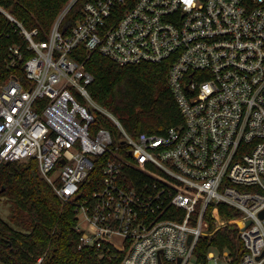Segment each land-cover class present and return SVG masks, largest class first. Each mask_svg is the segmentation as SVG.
<instances>
[{"label": "built area", "instance_id": "built-area-1", "mask_svg": "<svg viewBox=\"0 0 264 264\" xmlns=\"http://www.w3.org/2000/svg\"><path fill=\"white\" fill-rule=\"evenodd\" d=\"M76 1L43 39L0 5L27 41L9 47L13 72L0 78V166L37 159L74 205L80 248L120 264H188L230 221L245 249L237 264H264V0H90L72 23ZM95 52L169 64L182 122L129 132L89 92ZM96 111L113 127L93 130ZM220 203L242 216L223 219ZM207 259L235 264L213 247Z\"/></svg>", "mask_w": 264, "mask_h": 264}, {"label": "trees", "instance_id": "trees-1", "mask_svg": "<svg viewBox=\"0 0 264 264\" xmlns=\"http://www.w3.org/2000/svg\"><path fill=\"white\" fill-rule=\"evenodd\" d=\"M71 0H0L28 30L38 28L37 39L46 38L55 18ZM90 0H77L67 14L74 23L83 16ZM27 41L17 25L0 12V78L12 74L7 69L9 47ZM94 75L89 85L92 98L112 112L132 134L163 132L183 120L169 83V64L121 65L99 52L86 61ZM93 130L113 127L103 112L94 113ZM0 197L10 204V219L0 216V260L6 264H120L121 255L101 253L94 247L80 248V233L74 205L64 202L41 174L37 159L5 162L0 166ZM227 220L242 216L234 206L220 203ZM215 247L228 250L237 264L244 253L239 226L229 223L213 236L201 238L194 254L207 264V253Z\"/></svg>", "mask_w": 264, "mask_h": 264}, {"label": "rangeland", "instance_id": "rangeland-1", "mask_svg": "<svg viewBox=\"0 0 264 264\" xmlns=\"http://www.w3.org/2000/svg\"><path fill=\"white\" fill-rule=\"evenodd\" d=\"M10 213H11L10 212V204L3 197H0V216L6 220H9L10 219ZM222 218L225 219L224 217H222ZM225 220H227V219H225ZM228 223H236L237 224V221H230ZM213 249L215 250L216 254L219 255L221 253L215 247H213ZM196 261H197L196 259L192 258L188 264H196ZM219 263L220 264H228L223 260L220 261Z\"/></svg>", "mask_w": 264, "mask_h": 264}, {"label": "water", "instance_id": "water-1", "mask_svg": "<svg viewBox=\"0 0 264 264\" xmlns=\"http://www.w3.org/2000/svg\"><path fill=\"white\" fill-rule=\"evenodd\" d=\"M249 223V222H248Z\"/></svg>", "mask_w": 264, "mask_h": 264}]
</instances>
